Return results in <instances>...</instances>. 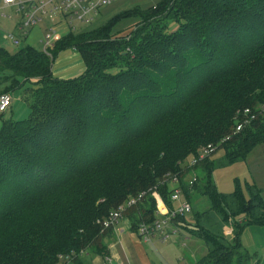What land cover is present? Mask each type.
Masks as SVG:
<instances>
[{
	"label": "trees",
	"instance_id": "1",
	"mask_svg": "<svg viewBox=\"0 0 264 264\" xmlns=\"http://www.w3.org/2000/svg\"><path fill=\"white\" fill-rule=\"evenodd\" d=\"M73 49L85 72L55 77L54 61ZM25 87L28 118H5L12 104L1 114L0 264H89L113 235L98 221L130 198L146 194L124 213L134 233L166 219L152 193L173 211L170 177L193 215L168 219L165 237L184 230L203 241L208 253L195 264H259L241 236L264 228L262 190L222 194L213 172L264 142L259 116L221 144L239 111L264 106V0H161L69 32L48 52L0 48V95ZM211 144L224 156L189 167ZM194 194L210 202L202 218Z\"/></svg>",
	"mask_w": 264,
	"mask_h": 264
},
{
	"label": "rangeland",
	"instance_id": "2",
	"mask_svg": "<svg viewBox=\"0 0 264 264\" xmlns=\"http://www.w3.org/2000/svg\"><path fill=\"white\" fill-rule=\"evenodd\" d=\"M105 8L106 6H103L101 10L99 9L100 14L96 19L94 18V22L91 25L74 22L73 26L76 27L77 31L75 32V34H80L90 28L98 27L104 24L106 22L104 21L106 14L105 11L102 12V10H104ZM111 10L113 9L107 10L108 15ZM6 19L8 20L4 19L2 22L4 28L0 27V30H2L0 31V47L7 50L10 54H14L20 48H24L27 46H31L43 51L44 39L51 28H53L60 37H64L69 34V22H67L63 18H60L59 16L55 17L54 20H52L48 15L43 16L41 18V21L30 29L27 36L23 37H20L18 31L16 30L17 25L20 22V17L14 15L11 20L9 18ZM173 29H175V27H173ZM124 32L125 33L123 35L128 33L127 30ZM7 34H12L15 35V37H19L20 45L14 46L10 41L5 40L4 37ZM68 51L69 55H73L75 56V58H77V61H81L76 50L73 49ZM65 56L67 57V59H65ZM74 62L75 60H72L70 56H67V54L58 56V58L53 63V75L55 77H59L65 74V72H73L75 70L72 68L75 64ZM80 67L82 68L83 65L81 64ZM26 88L27 87H25L24 89H17L14 92V100L16 101L14 104L16 105V109L24 112L25 107H28V111L25 112V114L20 113L18 117L16 116L15 118L24 119L28 118L29 116L30 109L28 103L25 101L28 98L29 92H27ZM6 116L10 117V114H7ZM202 148L203 147H201L199 150H201ZM223 156V151L219 150L212 156L211 159L212 161H218ZM213 179L218 192L222 194H230L233 193L236 189H239L246 195L247 185H255L258 189L262 190V196L264 198V142L259 143L247 155L244 161L236 162L223 168H216L213 172ZM155 194L158 195V197H156L155 199L157 205L159 204L160 209L162 207L165 208V205L161 200V196L158 194V192ZM191 201L193 203L194 215L197 213V215L201 216V218L204 215H207L208 209L210 208V202L208 200L204 198L201 199V197H199L197 194H194L193 196H191ZM192 215V213L186 214V220L192 221ZM211 215L212 219H214L216 223H218L219 219L213 216L214 214L211 213ZM200 228L207 229L209 228V224H206L203 220H201ZM250 229L251 230L249 231V234L248 232H244L242 234L241 242L242 244H246V246L251 243L256 244L259 248V264H264V231L261 230L260 227H250ZM102 231L105 230L102 229ZM245 231H247V229ZM223 236L225 237V239L230 241L233 239V231L230 228L225 227L223 228ZM93 249L96 248L92 246L91 252H93ZM155 249L158 250V252H161L163 254V257H165L164 264H195L196 261L200 260L208 253L207 247L205 246L203 241L195 236H192V234L186 233V231L184 230H181L180 232L177 231L171 234L164 244L158 243V245H155L154 250Z\"/></svg>",
	"mask_w": 264,
	"mask_h": 264
},
{
	"label": "built area",
	"instance_id": "3",
	"mask_svg": "<svg viewBox=\"0 0 264 264\" xmlns=\"http://www.w3.org/2000/svg\"><path fill=\"white\" fill-rule=\"evenodd\" d=\"M112 1L113 0H3V5L5 7H13L17 14L21 16L19 31L22 36H25L26 31L35 26L41 21V18L46 15H48L52 20H54L57 16L63 18L69 22V31L76 32V27L73 26L74 22L91 25L94 22L95 15L98 13L99 9L103 6L111 4ZM0 16L4 18L9 17L2 8H0ZM59 37L60 36L57 35L56 31L51 28L44 40V51L48 52L49 50H52ZM6 39L10 40L16 46L20 43L14 35H8L6 36ZM12 102L13 97L11 94L7 93L0 95V114L8 111ZM259 116H264V106L259 108L257 112H253L251 109L239 111L234 118L235 126L233 135L223 139L221 144L228 142L232 139V137L239 135ZM217 148L218 146L211 144L199 150L197 155L191 159L189 167H193L199 162L212 156L216 152ZM196 180V176H193L189 181L190 186H193ZM169 182L174 185L173 187H175L174 193L171 197L173 204H175L174 210L169 211L166 206L165 208L163 207L164 210H160L159 204L157 205V212L161 217H166V219L158 220L152 226L141 224L139 234L147 240L157 237L156 235H160L165 239L168 238L165 237L164 234V229L167 228V220L174 218L177 215L189 214L192 211L191 205L188 202L181 200L182 192L178 187L179 180H177L176 177H170ZM155 193H157V191H154L152 195L156 199L158 195ZM145 195L146 194H140L137 197L130 198L116 211L111 212L107 218L102 221H98V223L102 226V229L108 230L113 227L124 218L126 210L137 205L138 202L142 201ZM72 260V257L67 258V264H69Z\"/></svg>",
	"mask_w": 264,
	"mask_h": 264
},
{
	"label": "crops",
	"instance_id": "4",
	"mask_svg": "<svg viewBox=\"0 0 264 264\" xmlns=\"http://www.w3.org/2000/svg\"><path fill=\"white\" fill-rule=\"evenodd\" d=\"M159 1H161V0H113L111 3L112 5L110 4V5L106 6V8L104 10H102V12L105 11V14H106L104 21H107L108 19H110L111 16L113 17V15L115 16L122 11L132 9L136 6H141L143 8L151 7V6L156 5ZM0 8H2L3 11L8 14L9 17H7V18H9L10 20L12 19V17L14 15H16V16L20 17V21H21V16H19V14H17L15 9L13 7H5L3 5V0H0ZM108 9H113V10H111V12H109V15H108V11H107ZM100 10H99V13L96 15L95 19L100 14ZM4 19L8 20V19L0 16V27L4 26V25H2V22ZM19 23L17 25L16 30L18 31L20 37H23L19 31ZM98 27H100V26H98ZM98 27H94V29L98 28ZM30 29H28V31H26L25 36H27ZM90 29H93V28H90ZM0 31H2V30H0ZM69 32H71V31H69ZM8 35H12V34H7L6 36H8ZM6 36L4 37L5 40H7ZM16 38L18 40L20 39L19 37H16ZM61 38L62 37H59L58 41ZM8 41H10V40H8ZM19 42H20V40H19ZM19 45H20V43H19ZM14 46H16V45H14ZM68 53H69V51L67 50V51L61 53V55L67 54V56H70L72 60H75V62H74L75 64L72 67L75 70L71 73L65 72V74H63L62 76H59L58 78L72 79L73 77L75 78V77L81 76L86 70L85 63H84V61H83V59L79 53H78V55H79V58L81 59V61H77V58H75V56L69 55ZM65 59H67V57ZM81 64L83 65L82 68L80 67ZM15 102L16 101L14 100V94H13L12 107H11L10 111L8 112V114H10L13 118H15L16 116L18 117V115L20 113L25 114V112L28 111V107H25L24 112L17 110L16 105L14 104ZM1 116L2 115L0 114V118H1L0 127L2 126V117ZM4 117L6 118L7 116L5 115ZM161 209H163V207ZM172 227H173L172 230L176 229L174 226H172ZM257 228H259V227H257ZM250 230L251 229L248 228L247 231H245V232H248V234H249ZM261 230L264 231V228H261ZM112 233H113V235H112L111 240L110 239L106 240L105 246L102 247L103 250L101 251V254H97L96 256H92L89 264H164L165 257H163V254L161 252H158V250H156V249L154 250V248H155V245H158V243L164 244L168 240V238L165 239L163 237H155V238H150V240H147L144 237H142L140 234L134 233L132 231L131 222L126 217H124L118 223H116L114 225ZM243 245L249 253L254 254L257 258H259V256H258L259 248L256 244L251 243V244H248V246H246V244H243ZM250 247H252V248H250Z\"/></svg>",
	"mask_w": 264,
	"mask_h": 264
}]
</instances>
